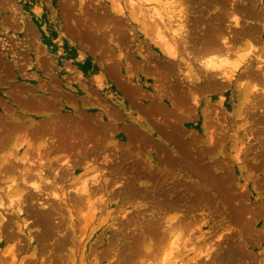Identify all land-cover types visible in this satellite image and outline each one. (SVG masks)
<instances>
[{"label": "rangeland", "instance_id": "374dc122", "mask_svg": "<svg viewBox=\"0 0 264 264\" xmlns=\"http://www.w3.org/2000/svg\"><path fill=\"white\" fill-rule=\"evenodd\" d=\"M125 1L0 0V264H264V0Z\"/></svg>", "mask_w": 264, "mask_h": 264}, {"label": "bare ground", "instance_id": "6f19581e", "mask_svg": "<svg viewBox=\"0 0 264 264\" xmlns=\"http://www.w3.org/2000/svg\"><path fill=\"white\" fill-rule=\"evenodd\" d=\"M121 1H122V0H121ZM123 1H124V0H123ZM126 1H127V0H126ZM126 1H125V2H126ZM139 1H140V0H139ZM141 1H142V2H139L140 4H141V3H142V4H146V3L152 2V0H141ZM156 1L158 2V0H156ZM249 1H250V0H249ZM125 2H124V3H125ZM127 2L130 3L131 0H130V1H127ZM136 2H138V1H136ZM153 2H154V1H153ZM153 2H152V3H153ZM161 2H162V1H161ZM132 3H135V2H132ZM154 3H155V2H154ZM118 4H119V3H118ZM121 4H122V3H121ZM121 4H120V5H121ZM135 4H136V3H135ZM125 5H127V3H125L124 6H125ZM130 5H132V4L130 3ZM147 5H148V4H147ZM134 6H136V5H134ZM137 6H138V8H137V10L135 9V10H136L135 13L139 12L138 10L140 9V6H141V5H140V6L137 5ZM163 6H164V5H163ZM167 6H168V5H167ZM130 7H131V6H130ZM132 7H133V6H132ZM164 8H165V7H164ZM239 8H240V7H239ZM142 9H143V8H142ZM142 9H141V10H142ZM145 9H147V8L145 7L144 10H145ZM234 9H235V8H234ZM234 9H233V10H234ZM236 9H237V8H236ZM121 10H122V9H121ZM233 10H231V12H233ZM236 11H237V10H236ZM236 11H235V12H236ZM167 12H168V11H167ZM179 12H180V11H179ZM181 12H182V11H181ZM248 12H249V11H248ZM252 12H253V11H252ZM252 12L250 11L249 14L252 13ZM157 13H158V12H157ZM157 13H156V14H157ZM238 13L240 14V12H238ZM137 14H138V13H137ZM141 14H142V12H141ZM141 14L138 15V16L141 17ZM163 14H164V13H163ZM232 14H233V13H232ZM166 15H167V14H166ZM175 15H176V14H175ZM227 15H228V13H227ZM240 15H241V14H240ZM240 15H239V16H240ZM252 15H253L252 17H254V14H252ZM181 16H182V19H183V16H184L183 13H182V15L179 14V16H176L177 18H175V19H176L175 26L172 24V21L174 20V19H172V18H173V15H170V16L168 17V22H171V24H170V25H171V26H170V28H171V34H174V33H175V35H176V33L180 31L179 29H181V27H182V26H181V20H182V19H181ZM228 16H230V15H228ZM243 16H244V15H243ZM248 16H249V15H248ZM184 17H185V16H184ZM221 17H222V16H221ZM232 17H233V16H232ZM225 18H226V17H225ZM225 18H224V19H225ZM234 18H235V17H234ZM159 19H161V18L159 17ZM171 19H172V20H171ZM222 19H223V17H222ZM224 19L221 20V21H219L220 18L218 17V18H217L218 23H219V24H220V22L222 23V21H224ZM226 19H227V18H226ZM226 19H225V20H226ZM232 19H233V18H232ZM161 20H162V19H161ZM184 20H186V19H184ZM236 21H237V19H236V20L234 19V22H236ZM163 23H164V22H163ZM236 23H237V22H236ZM238 24H239V23H237V25H238ZM168 25H169V23H168ZM219 26H222V25H219ZM163 27H164V26H163ZM163 27H162V28H163ZM174 27H175V28H174ZM164 28H165V27H164ZM217 28H218V27H217ZM165 29H168V27L165 28ZM165 29H164V30H165ZM158 30L161 31V27H160V29H158ZM178 30H179V31H178ZM219 30H221V27H220ZM160 31H158V32L156 31V34L159 35V37H161V36H160V35H161ZM175 31H176V32H175ZM222 31L225 32L226 30H223V28H222ZM167 32H168V31H167ZM180 32H181V31H180ZM180 32H179V33H180ZM248 33H249V32H248ZM177 34H178V33H177ZM221 34H223V33H221ZM230 34H231V33H230ZM242 34H243V33H242ZM251 34H252V33H251ZM251 34H250V35H251ZM215 35H216V34H215ZM252 35H253V34H252ZM176 36H177V35H176ZM181 36H182V35H181ZM243 36H244V35H243ZM154 37H155V36H154ZM162 37H163V36H162ZM171 37H172V35H171ZM179 37H180V34H179ZM209 37H211V36H209ZM155 38L157 39L158 37H155ZM214 38H215V37H214ZM156 39H154V40H156ZM163 39H164V38H162V41H163ZM173 39L175 40V38H173ZM207 39H208V38H207ZM225 39H227V37H226ZM230 39H231V38H230ZM167 40H168V39H167ZM167 40H166V42H168ZM211 40H213V39H211ZM216 40H217V39H216ZM222 40H223V39H222ZM222 40H221V43H222ZM228 40H229V38L227 39V41H228ZM158 41H160V38L158 39ZM164 41H165V39H164ZM166 42H164V43H166ZM172 42H173V41H170V43H172ZM209 42H210V39H209ZM209 42H208V43H209ZM164 43H163V44H164ZM170 43H168V44H170ZM224 43H225V42H224ZM168 44H165V45H168ZM209 44H210V43H209ZM211 44H212V41H211ZM211 44H210V45H211ZM205 45H206V44H205ZM162 46H164V45H162ZM207 46L209 47L208 44H207ZM207 46H206V48H207ZM215 46H216V45H215ZM215 46H213V47H215ZM223 46H225V45H223ZM167 47H170V46H167ZM167 47H166V48H167ZM221 47H222V45H221ZM228 47H230V45H228ZM170 48H171V47H170ZM170 48H169V49H170ZM167 49H168V48H167ZM217 49H218V51H219V49H221V48H219V46H218ZM217 49H216V50L214 49L213 52H214V51L216 52ZM203 50H204V49H203ZM207 50H208V49H207ZM227 50H228V49H227ZM168 51H169V52H167V53L169 54V53H171L172 49H171V51H170V50H168ZM218 51H217V52H218ZM221 51H223V49L220 50L219 52H221ZM249 51H250V50H249ZM209 52H211V51H209ZM213 52H211V53H213ZM215 52H214V53H215ZM224 52H225V51H224ZM226 52L228 53V51H226ZM207 53H208V52H207ZM227 53L224 54V55H227ZM172 54H173V53H171V55H172ZM218 54H219V53H218ZM222 54H223V52H222ZM222 54H220V55H222ZM245 54H246V53H245ZM245 54H241V55L243 56V55H245ZM174 55H175V54H174ZM216 55H217V54H216ZM210 56H212V55H210ZM247 56H249V55H247ZM247 56H246V57H247ZM226 57H228V56H226ZM229 57H230V56H229ZM238 57H239V56H238ZM244 57H245V56H244ZM250 57H251V56H250ZM250 57H249V58H250ZM201 58H202V57H201ZM214 58H215V57H214ZM214 58H213V59H210V57H209V59H208L207 61H206V59L204 60L205 63H203V64L200 65V67L203 65L202 69H204V70H205V68H207V69L205 70V72H202V71H201L202 74H204L205 76H207L208 74H210V71H209L210 69H211V71H212V70H213V71L215 70V71H217V72L214 71L216 74L218 73L219 75H222V77H223V78H222V77H220V76L218 75L219 78H222V79L225 78L226 80H228V81L225 80V81H226L225 84H228L229 81H230L233 77H235V79H237L236 76L234 75V73H236V68H237V66H239V65L235 66V67H236V68H235V67H234V63H235V62H234V63L232 62L233 64H230L231 61L229 62L228 58L226 59L227 61L224 60L225 56L223 57V60L220 59V60H218V61H215ZM216 58H217V57H216ZM218 58H219V57H218ZM253 58H254V57H253ZM203 59H204V58H203ZM229 59H230V58H229ZM242 59H244V58H242ZM199 60H200V59H199ZM230 60H231V59H230ZM240 60H241V59H240ZM245 60H246V59H245ZM247 60H248V58H247ZM253 60H254V59H253ZM200 61H201V60H200ZM202 61H203V60H202ZM238 61H239V58H238ZM241 61H242V60H241ZM241 61H239V62L242 63L243 61H242V62H241ZM227 62H229V63H227ZM200 63H201V62H200ZM243 63H244V62H243ZM245 63H246V62H245ZM227 64H228V65L230 64L229 66H232V65H233V66L229 68V66H227ZM235 64H236V63H235ZM237 64H238V63H237ZM245 68H246V67H245ZM202 69H201V70H202ZM216 69H217V70H216ZM218 69H219V70H218ZM239 69H240V68H239ZM199 70H200V69H199ZM247 70H248V69H247ZM213 71H212V73H213ZM249 71H251V70L249 69ZM208 72H209V73H208ZM237 72H238V71H237ZM212 73H211V74H212ZM248 73H249V72H248ZM248 73H247V75H248ZM250 73H251V72H250ZM250 73H249V74H250ZM252 73H253V72H252ZM252 73H251L250 75H252ZM211 74H210V75H211ZM213 74H214V73H213ZM216 74H214V77H215ZM210 75H209V76H210ZM241 75H243V73H241ZM244 75H245V74H244ZM239 76H240V75H239ZM252 76H253V75H252ZM216 77H217V76H216ZM237 77H238V76H237ZM244 77H245V76H244ZM207 78H210V77H207ZM212 78H213V77H212ZM240 78H241V77H240ZM216 79H218V77H217ZM222 79H221V80H222ZM233 79H234V78H233ZM233 79H232V80H233ZM238 79H239V77H238ZM204 80H206V79H204ZM208 80H209V79H208ZM219 81H220V80H219ZM222 81H223V80H222ZM205 82H206V81H205ZM222 84H223V83H222ZM240 85H241V84H240ZM224 86H225V85H224ZM224 86L222 85V87H224ZM216 87H217V86H216ZM222 87H221V88H222ZM251 87H252V85H251ZM251 87H250V88H251ZM202 88H203V87H202ZM219 88H220V87H219ZM246 88H247V87H246ZM254 88H255V87H254ZM254 88L252 87V89H254ZM247 89H248V88H247ZM247 89H246V90H247ZM218 90H219V89H218ZM250 91H252V90L250 89ZM250 91L247 90V92H250ZM254 91L256 92V90H254ZM248 94H249V93H248ZM253 94H254V93H253ZM253 94H252V95H253ZM246 95H247V94H246ZM249 98H250V96H249ZM240 107H241V105H240ZM239 109H240V108H239ZM236 110H237V109H236ZM14 128H15V127H14ZM19 129H20V128H19ZM9 131H10V130H9ZM12 132H13V131H12ZM22 141H23V140H22ZM22 141H21L19 144H21ZM18 146H19V145H18ZM222 148H223V147H222ZM24 153H25V152H24ZM236 153H237V152H236ZM25 154H26V153H25ZM21 155H22V154H21ZM26 156H27V154H26ZM237 156H238V155H237ZM22 158H23V157H22ZM24 158H26V157L24 156ZM4 159H7V158H4ZM9 159H10V158H8V160H7V161L5 160V161L8 162ZM1 160H3V158H2ZM22 160H23V159H21V162H25L26 160H28L27 162H29V158H27V159L24 160V161H22ZM5 161H1V162H4L3 164H5ZM60 161H61V160H60ZM65 163H66V162H65ZM25 164H27V163H24V166H25ZM39 164H40V162H39ZM68 164H69V163H68ZM8 165H9V163H8V164L6 163V166L3 165V167H5V171H3L4 173L2 172V169L4 170V168L1 166L2 169L0 168V169H1L0 172H2L3 174H5L7 168H8L7 171H9V172H10V171L13 172L12 170H9V169H10L9 166L12 168V165H13V164H11V165H9V166H8ZM21 165H22V163H21ZM31 166H32V165H31ZM66 166H67V165H66ZM6 167H7V168H6ZM15 167H17V166H15ZM15 167L13 166V168H15ZM64 167H65V166H64ZM25 168H28V167L25 166ZM25 168H23V173H22L23 176H26L25 179H29V178H31V177H34V176L37 174V173L33 174V168H32V169H31V167L28 168V169H25ZM66 168H68V167H66ZM70 168H71V167H69L67 170H66L65 168H64V169L62 168V169H63L65 172L68 173ZM194 168H195V167H194ZM201 168H203V167H201ZM18 169H20V168H18ZM18 169L16 168V170H18ZM204 169L206 170V168H204ZM16 170H15V171H16ZM28 170H31L30 173H29ZM60 170H61V168H60ZM194 170H195V169H194ZM196 170H197V169H196ZM199 170H200V169H199ZM199 170H198V171H199ZM205 170H204V171H205ZM207 170H208V169H207ZM18 171H19V170H18ZM37 171H38V169H37ZM40 171H42V170H40ZM61 171H62V170H61ZM64 171H63V172H64ZM20 172H22L21 169H20ZM20 172H19V174H21ZM31 172H32V173H31ZM65 172H64V173H65ZM2 173H1V174H2ZM6 174H7V173H6ZM22 174H21V175H22ZM96 174H97V173H96ZM195 174H196V173H195ZM43 175H44V174H43ZM43 175H42V176H43ZM62 175H63V173H62ZM23 176H22V177H23ZM38 176H39L40 178H42V176L40 175V173H39ZM60 176H61V174H60ZM202 176H203V175H202ZM19 177H20V175H19ZM22 177H21V178H22ZM35 177H36V176H35ZM96 177H97V175H96ZM98 177H99V176H98ZM203 177H204V176H203ZM23 178H24V177H23ZM23 178H22V180H21V183L24 184V186H25V183H23V182H25V181H23ZM40 178H38V179H40ZM81 178H83V177H81ZM90 178H91V177H90ZM90 178H89V179H90ZM14 179H15V178H14ZM42 179H44V180H42ZM42 179H40L41 181L39 182V184H33V185H32V189L36 190L37 192H40V191L43 190V188H47V187H43V188L41 187L40 184L43 183V181L46 180L45 178H42ZM93 179H94V178H93ZM93 179H92V181H90V180H89V181L83 180V181L81 182V183H82L81 187L78 188V189L76 190L77 193H76V197H75V199L84 200V202L86 201V204H87V202H88V200H89V199H88V196L90 195L89 193H90V190H91V187H89L88 184H89V182H92V183H93V182H94ZM96 179H97V178H96ZM96 179H95V180H96ZM22 181H23V182H22ZM26 181H27V180H26ZM97 181H98V179H97ZM10 182L13 183L14 181L11 180ZM46 182H47V180L44 182V183H45L44 186H47V185H46ZM33 183H35V181H34ZM44 183H43V184H44ZM95 183H97V182H95ZM129 183H130V182H129ZM10 184H11V183H10ZM10 184H9V182H8V183H7V186L9 187ZM18 184H19V183H18ZM22 184H21V185H22ZM26 184H27V182H26ZM49 184H50V183H49ZM27 185H28V184H27ZM27 185H26V186H27ZM56 185H57V184H56ZM96 185H97V184H96ZM24 186H22L23 189H25ZM26 186H25V187H26ZM91 186H93V185H91ZM97 186H99V185H97ZM30 187H31V186L29 185V188H30ZM5 188H6V187H5ZM29 188H28V186L26 187V189H29ZM92 188H93V187H92ZM141 188H142V187H141ZM7 189H8V188H7ZM20 189H22V188H20ZM26 189H25V190H26ZM93 189H94V188H93ZM93 189H92V190H93ZM142 189L144 190V188H142ZM97 190H98V189H97ZM4 191H5V190H4ZM17 191H18V193H16ZM17 191L15 192L17 195L19 194V191H20V194L18 195V199H19V197H22V195H21V190H17ZM29 191H30V189H29L27 192H29ZM36 191H35V192H36ZM43 191H44V190H43ZM45 191H46V189H45ZM104 191H105V190H104ZM106 191H107V190H106ZM25 192H26V191H25ZM92 192H94V190H93ZM95 192H96V191H95ZM97 192H98V191H97ZM143 192H144V191H143ZM43 193H44V192H43ZM50 193H51V195H52V192H51V191H50ZM106 193H107V192H106ZM140 193H141V192H140ZM33 194H34V193H33ZM33 194H32V195H33ZM17 195L15 196V199H16V200H18V199L16 198ZM26 195H27L26 197H29V196H28L29 194H26ZM34 195H35V194H34ZM37 195H38V194H36L35 196L37 197ZM40 195H41V194H40ZM58 195H59V194H58ZM102 195H103V194H102ZM53 196H54V197H55V196L57 197L56 193H55ZM63 196H64V195H63ZM90 196H92V195H90ZM90 196H89V197H90ZM36 197H35V198H36ZM38 197H39V195H38ZM56 197H55V198H56ZM9 198H11V197H9ZM13 198H14V197H13ZM13 198H11V199H13ZM31 198H33V197H31ZM35 198H34V199H35ZM11 199H9V201H8V206L11 205L9 202H11L12 204H13V202H14V201L12 202ZM23 199H24V198H23ZM36 199H40V198H36ZM44 199H46V198H44ZM47 199H48V198H47ZM56 199H58V198H56ZM63 199H64V198H63ZM66 199H67V198H66ZM16 200H15V201H16ZM21 200H22V199H21ZM59 200H60V198H59ZM18 201H19V200H18ZM20 202H22V201H20ZM79 202H80V201H79ZM91 202H92V201H91ZM1 203H2V202H0V204H1ZM16 203L19 204L17 201H16ZM16 203H14V204H16ZM23 203H24V202H23ZM96 203H98V202H96ZM96 203H95V205H97ZM79 204H80V203H79ZM101 204H103V203L101 202ZM6 205H7V204H6ZM43 205H44V204H43ZM81 205H82V204H81ZM83 205H84V203H83ZM0 206H1V205H0ZM8 206H7V207H8ZM16 206H17V205H16ZM16 206L14 207V205H13V208H14V209H15V208L17 209ZM90 206H91V204H90ZM93 206H94V205H92V207H93ZM97 206H98V205H97ZM10 207H11V206H10ZM20 207H21V205H20ZM20 207H18V211H19V212L21 211V208H20ZM84 207H85V206H84ZM88 208H89V207H88ZM94 208H95V207H94ZM94 208H92V210H93ZM86 209H87V205H86ZM89 209H90V208H89ZM95 209H97V208H95ZM98 209H99V206H98ZM11 210H12V208H11ZM80 210H81V209H80ZM90 210H91V209H90ZM90 210H87V211H90ZM16 211H17V210H16ZM93 211H94V210H93ZM3 212H6V213H7V211H4V208H3ZM19 212H18V213H19ZM90 212H91V211H90ZM0 213H2V212H0ZM43 213H44V212H43ZM88 213H89V212H88ZM92 213H93V212H92ZM92 213H90L91 216H93ZM86 214H87V213H86ZM86 214H85V215H86ZM93 214H94V213H93ZM1 215H2V214H1ZM5 215H6V214H5ZM43 215H44V214H43ZM85 215H84V216H85ZM89 216H90V215H89ZM3 217H5V216H3ZM85 217H86V216H85ZM91 218H93V217H91ZM91 218H90V219H91ZM3 219H4V218H3ZM87 219H88V218H87ZM160 219H162V218H159V220H160ZM1 220H2V219H1ZM82 221H83V220H82ZM83 222H84V221H83ZM152 222H154V221H152ZM155 222H156V220H155ZM165 222H166V221H165ZM5 223H6V222H5ZM5 223H4V224H5ZM85 223H86V222H85ZM156 223H157V222H156ZM156 223H155V224H156ZM4 224H3L2 226H6V225H7V224H6V225H4ZM22 224H25V222L22 223ZM87 224H88V223H87ZM87 224H86V225H87ZM165 224H166V223H165ZM169 224H170V223H169ZM151 225H154V224H151ZM166 225H167V224H166ZM24 226H25V225H24ZM169 226H170V225H169ZM0 227H1V225H0ZM26 227H27V226H26ZM156 227H157V226H156ZM171 227H172V225H171ZM171 227H169V229H170ZM158 228H159V227H158ZM165 228H166V226H165ZM167 228H168V227H167ZM154 229H156V228L154 227ZM174 229H175V228H174ZM72 230H73V229H72ZM79 230H80V229H79ZM81 230H82V229H81ZM81 230H80V231H81ZM161 230H162V228H161ZM171 230H172V229H171ZM167 231H168V230H167ZM174 231H176V230H174ZM178 231H179V230H178ZM47 232H48V231H47ZM142 232H144V230H143ZM163 232H164V231H163ZM80 233H81V232H80ZM146 233H147V232H146ZM153 233H154V232H153ZM158 233H159V232H158ZM160 233H161V232H160ZM160 233H159V235H160ZM164 233H165V232H164ZM168 233H169V232H168ZM176 233H177V232H176ZM181 233H182V232H181ZM73 234H74V233H73ZM76 234H77V233H75V235H76ZM83 234H84V233H83ZM141 234H143V233H141ZM155 234H157V233H155ZM161 234H162V233H161ZM179 234H180V232H179ZM67 235H68V234H67ZM159 235H158V238H159ZM177 235H178V234H177ZM1 236H2V235H1ZM63 236H64V235H63ZM151 236H152V235H151ZM156 236H157V235H156ZM178 236H179V235H178ZM79 237H81V236H79ZM82 237H83V235H82ZM154 237H155V236H154ZM164 237H165V236H164ZM151 238H152V237H151ZM155 238H156V237H155ZM158 238H157V239H158ZM160 238H163V236L160 235ZM166 238H167V234H166ZM166 238H165V239H166ZM157 239H155V240H157ZM77 240H79V238H78ZM77 240H76V241H77ZM170 240H171V239H170ZM173 240H174V239H173ZM184 240H185V239H184ZM65 241H66V239H65ZM171 241H172V240H171ZM77 242H78V241H77ZM160 242H161V241H160ZM174 243H175V242H174ZM183 243H184V242H183ZM180 245H181V244H180ZM75 246H76V245H75ZM178 246H179V245L176 244V247H178ZM6 247H8V246H6ZM176 247H175V248H176ZM1 248H2V247H1ZM3 248H4V247H3ZM9 248H10V246H9ZM9 248H8V249H9ZM168 248H169V247H168ZM173 248H174V247H173V245H172V249H173ZM10 249H11V248H10ZM10 249H9V250H10ZM176 249H177V248H176ZM209 249H210V248H209ZM5 250H7V248H5ZM11 250H12V249H11ZM168 250H169V249H168ZM168 250H165L166 252L164 251V253H166V255H167V253H168V252H167ZM206 252H208V251H206ZM12 254H13V253H12V251H11V253L9 254V255H10V258H11V257H15V256H13L14 254H13V255H12ZM207 254H209V252H208ZM169 255H171V254H169ZM174 259H175V258H174ZM174 261H175V260H174ZM191 262H192V261H191ZM193 264H194V263H193Z\"/></svg>", "mask_w": 264, "mask_h": 264}]
</instances>
